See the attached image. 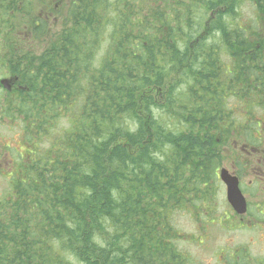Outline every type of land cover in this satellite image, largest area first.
Instances as JSON below:
<instances>
[{"label":"trees","instance_id":"trees-1","mask_svg":"<svg viewBox=\"0 0 264 264\" xmlns=\"http://www.w3.org/2000/svg\"><path fill=\"white\" fill-rule=\"evenodd\" d=\"M19 4L0 0V23ZM59 28L40 57L8 61L26 91L0 104L21 150L0 264H191L173 218L216 221L223 148L236 127L251 141L226 97L264 106V0H72Z\"/></svg>","mask_w":264,"mask_h":264},{"label":"rangeland","instance_id":"rangeland-1","mask_svg":"<svg viewBox=\"0 0 264 264\" xmlns=\"http://www.w3.org/2000/svg\"><path fill=\"white\" fill-rule=\"evenodd\" d=\"M71 4L72 0H23V4H19L18 8L15 7L20 12V15L14 18L8 17L3 23H0V104L6 103L5 95L7 94L1 85V80L8 79L10 73L13 72L10 70L11 67L8 61H11L15 53L20 54L23 59L30 57L28 53L30 51H32L30 53L34 54V57H40L48 44L55 42L54 38L60 31L59 27L62 18ZM14 6H16V3ZM254 12V7L249 2H245L241 14L243 20L238 22V24L243 22L242 24L244 25L249 20L252 21ZM40 19L48 22L50 35L43 38V41L39 43L37 40L35 42L32 41V37L28 33H30L32 24ZM3 27L5 28L4 32ZM57 28L59 29L57 30ZM102 53L103 51L100 52V55ZM227 64L230 65V63ZM227 64L226 67H228ZM226 72L228 73L229 71ZM244 96L243 101H239L235 96L229 98L226 101L227 108L230 110L234 107L244 110L250 106L248 104L250 97L254 104L262 100L255 92L249 96ZM257 107V105H254L253 110H257ZM1 109H3V106H0V111ZM230 112L232 111L230 110ZM233 116L236 117L237 124L244 123V126L248 124V116ZM1 117L3 116H0V120ZM250 135L252 143H255L256 138L264 139V136L261 137L259 133L257 136L256 132H251ZM235 136L236 134L233 137ZM241 136L244 140L248 139L242 133ZM19 138L20 131L14 123L4 124L0 121V157L3 154L7 156L0 160V169L6 166V161L12 159V155L15 157L13 148L18 145ZM231 145L230 149H232ZM227 149L228 151H226V147L223 148L225 159L220 168H231L234 167L233 163H236L238 172L245 178L243 188L246 187L251 196L252 191L256 190L255 196H252L251 200L252 207L249 209L248 219L244 223H240L226 201L224 185L218 180L214 184V188L217 189L214 205L217 210L216 217H218L219 221L208 226L203 218L199 221L193 215L191 217L189 211L176 213L173 218L174 225L181 231V234L190 238L188 241H179L178 246L191 255L189 256L192 259L191 264H230L232 261L233 263L238 262L241 264L242 258L244 264H256V262H261V260L264 261V215H260L257 211V208L261 210L264 207V189L258 188L255 184L253 190L248 189V179H253V177L251 176L250 166L246 164L247 159L244 158L240 151L237 159L235 157V159L231 160L233 155L231 156L230 149ZM4 177L0 175V198L8 192V180ZM188 210L192 211V209ZM250 221L253 223L256 221L258 223L262 222L258 224L259 228H255V226H252L253 224H249ZM237 252L241 253V256H235ZM72 264L81 263L76 262L74 259Z\"/></svg>","mask_w":264,"mask_h":264},{"label":"flooded vegetation","instance_id":"flooded-vegetation-1","mask_svg":"<svg viewBox=\"0 0 264 264\" xmlns=\"http://www.w3.org/2000/svg\"><path fill=\"white\" fill-rule=\"evenodd\" d=\"M257 86V84H255ZM252 106H249L248 109H234V113L238 114L240 116H248V115H252L255 112L252 110ZM264 110H262L263 112ZM248 119V124H254L256 120H254L253 118H247ZM257 121H261L263 123L262 128L264 129V121L262 120H257ZM240 125V124H239ZM248 127V126H246ZM236 129L238 130H242L243 127H236ZM262 129V131H263ZM256 130V128H253V131ZM235 144H239L238 141H235ZM247 147V148H246ZM241 150L243 151L242 154L244 156H246L249 161L246 162L247 165L250 166V170L252 173V177L253 179H248V189L249 190H253L254 189V184L257 185L258 188H263L264 189V157H262V154H264V150L262 149H258L259 147H254L251 146L248 148V146L244 145L242 147H240ZM236 170V169H234ZM236 176L239 179L240 182V186L243 187V184L245 183V178L243 175H241L240 173H235ZM244 189V194L245 197L247 198L250 206H252V196H255V191H252V196L250 194V192L246 189V187L243 188ZM257 211L259 212H264V207L259 210L257 208Z\"/></svg>","mask_w":264,"mask_h":264},{"label":"water","instance_id":"water-1","mask_svg":"<svg viewBox=\"0 0 264 264\" xmlns=\"http://www.w3.org/2000/svg\"><path fill=\"white\" fill-rule=\"evenodd\" d=\"M2 83L6 85L7 81H3ZM222 179L228 185V199L230 203L236 208L237 212L243 213L245 211V203L237 188L235 179H232L226 171L222 172Z\"/></svg>","mask_w":264,"mask_h":264},{"label":"bare ground","instance_id":"bare-ground-1","mask_svg":"<svg viewBox=\"0 0 264 264\" xmlns=\"http://www.w3.org/2000/svg\"><path fill=\"white\" fill-rule=\"evenodd\" d=\"M74 199H75V198H74ZM25 218H26V217H25ZM30 221H31V220H30ZM99 257H100V256H99ZM110 257H112V256H110ZM125 257H126V256H125ZM91 258H92V257H91ZM94 258H95V257H94ZM103 258H104V257H103ZM107 258H108V257H107ZM114 258H115V257H114ZM114 258H113V259H114ZM88 259H89V258H88ZM120 259H121V258H120ZM78 260H79V259H78ZM99 260H100V258H99ZM106 260H109V259H106ZM122 260H124L123 257H122ZM120 261H121V260H120ZM92 262H93V261H92ZM116 262H117V260H116ZM81 263H82V262H81ZM87 263H88V262H87ZM87 263H86V264H87ZM98 263H99V262H98ZM112 263H113V261H112ZM112 263H111V264H112ZM95 264H96V263H95ZM118 264H121V263L118 262Z\"/></svg>","mask_w":264,"mask_h":264}]
</instances>
